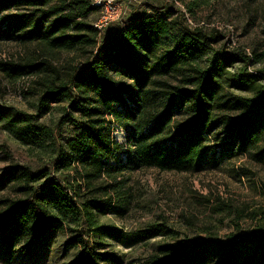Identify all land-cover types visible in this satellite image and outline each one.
<instances>
[{
    "label": "trees",
    "instance_id": "1",
    "mask_svg": "<svg viewBox=\"0 0 264 264\" xmlns=\"http://www.w3.org/2000/svg\"><path fill=\"white\" fill-rule=\"evenodd\" d=\"M210 1L218 0H191L187 8ZM95 9L88 0H0V41L87 59L65 77L48 61H38V56L0 62V71L8 76L38 78L34 92L39 96L35 105L39 117L47 115L50 104H66L60 119L66 130L56 134L35 125L36 116L19 113L11 120L21 125L15 137L55 154L65 169L83 171L78 176L81 184L75 186L63 185L44 171L22 169L16 176L2 177L0 188L13 183L21 196L1 202L0 257L7 264L17 255L30 262L40 260L54 237L65 230L70 234L63 251H73L69 264H120L99 241L106 236L121 242L120 232L98 225L96 217L120 213L124 198L117 197L116 206L111 199L113 193L124 191V174L149 168L199 171L217 159L216 151L222 156L236 153L234 149L248 153L264 135V96L223 93L218 78L226 75L224 69L234 57L217 60L215 55L203 61L209 52L201 38L212 40L198 29L188 30L180 18H170L174 12L170 7L131 14L126 23L102 37L88 20ZM252 63L264 65V52ZM260 73L235 76L236 87L254 86L264 80V68ZM234 109L243 115H218ZM177 115L183 118L177 120ZM113 124L122 127L123 142L114 136ZM221 127L229 143L216 150L217 146H209L210 136ZM256 156H264V148ZM185 243L159 246L141 264H264L261 226L250 236L227 243L213 234Z\"/></svg>",
    "mask_w": 264,
    "mask_h": 264
},
{
    "label": "rangeland",
    "instance_id": "2",
    "mask_svg": "<svg viewBox=\"0 0 264 264\" xmlns=\"http://www.w3.org/2000/svg\"><path fill=\"white\" fill-rule=\"evenodd\" d=\"M88 1L96 8L89 14L88 20L99 31V37L114 32L126 23L131 14L143 11L148 14L154 8L170 7L174 11L170 18H180L179 21L188 30L198 29L212 40L201 38L209 52L203 61L215 55L217 60L220 56L234 57V63L224 69L226 75L218 78L223 93L241 98L264 96V80H258L252 87L242 88L236 87L234 82V77L240 74H262L264 65L252 61L256 54L264 52V0H218L191 6V9L187 8L191 0ZM104 16L107 20L100 23ZM37 56L38 61H48L62 77L67 76L71 68L87 63L86 57L74 53H49L36 45L24 47L12 40L0 41V62H17ZM243 69L245 71L241 73ZM37 80L36 76L14 78L0 71V180L6 173L16 176L24 169L34 173L49 172L48 177L63 185H66L65 182H70L72 186L81 184L78 176L83 173L82 169L77 168V173L73 166L65 169L55 161V154L23 144L14 135L21 125L15 126L11 120L19 113L36 116L33 120L35 125L49 127L56 134L67 128L60 125L66 106L63 102L50 104L47 115L38 116L35 105L39 96L34 92ZM170 81V84L177 85L176 80ZM218 115L240 118L243 111L234 109ZM176 117L181 120L183 115ZM113 127L114 136L123 142L122 127L117 124ZM224 132L226 129L223 127L215 131L210 136L209 146L215 145L218 150L221 145L229 143L224 140ZM57 142L64 149L63 141L58 138ZM262 148L264 135L248 153L234 149L236 153L222 156L216 151L214 158L217 159L209 161L199 171L170 173L149 168L124 174V191L113 193L111 199L116 206V198H124L120 213L96 217L98 225L116 230L122 236L121 242L100 236L99 241L106 244L103 251L117 256L120 264H141L162 245H186L188 240L205 238L208 234L227 243L236 237L250 236L260 226L264 227V156H256ZM5 184L0 188V207L3 200L21 198L16 185ZM99 198L104 199L105 196ZM69 234L68 230L58 233L40 260L30 262L17 255L9 264H69L73 251H63ZM0 264L7 263L0 257Z\"/></svg>",
    "mask_w": 264,
    "mask_h": 264
},
{
    "label": "built area",
    "instance_id": "3",
    "mask_svg": "<svg viewBox=\"0 0 264 264\" xmlns=\"http://www.w3.org/2000/svg\"><path fill=\"white\" fill-rule=\"evenodd\" d=\"M107 20V16L102 17L100 23H104Z\"/></svg>",
    "mask_w": 264,
    "mask_h": 264
}]
</instances>
